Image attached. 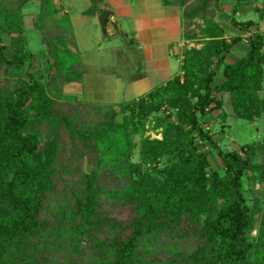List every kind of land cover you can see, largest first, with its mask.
Masks as SVG:
<instances>
[{
	"label": "trees",
	"instance_id": "16d2710c",
	"mask_svg": "<svg viewBox=\"0 0 264 264\" xmlns=\"http://www.w3.org/2000/svg\"><path fill=\"white\" fill-rule=\"evenodd\" d=\"M221 1L161 0L181 8L193 46L172 79L110 106L64 94L84 72L66 57L54 0H40L35 20L51 58L45 82L27 47L31 0H0V264H264V202L248 205L243 189L244 178L262 184L264 200V144L224 151L207 127L225 117V94L240 119L264 112V0L257 22L237 21L244 0H233L229 23L249 48L234 63L242 38L225 37ZM89 2L84 14H101L103 0Z\"/></svg>",
	"mask_w": 264,
	"mask_h": 264
},
{
	"label": "rangeland",
	"instance_id": "374dc122",
	"mask_svg": "<svg viewBox=\"0 0 264 264\" xmlns=\"http://www.w3.org/2000/svg\"><path fill=\"white\" fill-rule=\"evenodd\" d=\"M66 0H59L60 4L65 5ZM63 2V3H62ZM62 6V7H63ZM65 7V6H64ZM90 7L89 0H77V5L73 6V12L67 15V20L61 25L67 40L64 42L70 51V56L67 59L73 63L79 64L83 72L90 73L94 80L92 81L94 89H98L100 98L96 101L86 99L85 94H72L82 102L88 104L96 103L99 105H114L116 103H125L129 101L127 87L130 80L137 75L143 74L142 59L139 46L134 38V30L131 24L110 22L111 16L107 17L105 22V31L99 24V16L92 19L93 16L87 15L83 17L81 11H85ZM41 9L40 0H31L23 8V21L26 28L28 38V49L33 53V60L40 72L44 74V82L48 81L46 76L52 75L53 71L46 72V61L51 62L48 47L43 41L42 34L37 30L35 20ZM98 16V17H97ZM255 14L250 12L244 14L241 20L254 19ZM69 20V22H68ZM70 23V24H69ZM4 43L8 46L7 56L11 55L12 49L9 47V41L6 38ZM44 53L45 59H41ZM235 51H232L234 56ZM230 55V57H231ZM235 59V57H234ZM44 62H43V61ZM176 68L173 69L175 73ZM70 77H75L71 75ZM118 82L121 84V90L118 89ZM156 83V82H154ZM159 82L156 83V85ZM91 84V85H92ZM260 98L264 97V91L259 94ZM220 97V96H218ZM224 102L223 119L214 120L217 113H214L207 120L209 124V132L214 140L224 151L240 152L244 146H252L254 149L257 146L264 144V112L251 121L240 119L234 115L231 105V97L228 94L222 95ZM91 101V102H89ZM118 112L119 109L116 108ZM120 116H118V120ZM150 120V118H149ZM146 126L145 136L151 138H160L155 135L151 127ZM136 143H140V138H135ZM198 145L202 146L198 141ZM209 148V147H207ZM206 147L204 149H207ZM258 161L261 156L264 157V150L261 153V148H257ZM210 163L213 168H220V160L215 156L214 152L210 154ZM132 161L136 162V157H132ZM164 162L160 164L163 166ZM243 189L248 205H252L255 199L261 203L264 202L262 197L263 186L260 183H253L247 179H243ZM264 206V203L262 204ZM258 217L256 216L255 219ZM256 231H253L250 238L255 237Z\"/></svg>",
	"mask_w": 264,
	"mask_h": 264
},
{
	"label": "crops",
	"instance_id": "0c3cea01",
	"mask_svg": "<svg viewBox=\"0 0 264 264\" xmlns=\"http://www.w3.org/2000/svg\"><path fill=\"white\" fill-rule=\"evenodd\" d=\"M262 1L263 0H244L238 14L235 15V19L240 22L248 20L257 22L258 15L255 8L259 6ZM54 4L56 6L57 18H61L63 15H68L73 12V6L77 5V0H66L64 2L65 7L63 4H60L59 0H54ZM233 5V0H222L219 6L222 17H219L218 20L221 22V26L225 31V37L238 36L242 38L241 41L234 45L227 55V63H234L240 60L249 51L245 41L247 34H243L229 23V14ZM100 7L102 10L110 12V22L132 25L134 38L141 52L142 68L144 72L134 77L128 83L126 89L129 95V101L137 100L145 96L153 88L172 79L179 73L181 61L178 60V55L182 53L185 47L193 46L190 41L183 39L181 8L179 6H164L161 0H103ZM250 12L255 14L254 19L241 20L242 15ZM81 13L83 17H87L84 11H81ZM92 19H96V16H93ZM259 25L261 31L264 32V21H260ZM232 51H235L234 56L231 55ZM174 68L177 69L175 73L173 72ZM93 80L94 77L90 73L84 71L81 82L70 83L64 86V94L74 97L72 94L81 93L85 94L86 99L96 101L100 98V95L98 89H94L93 87ZM223 80L224 76L222 70L219 69L215 82L216 84H220ZM154 82L159 83L156 85ZM118 83L117 90H121V84L120 82ZM77 100L82 102L79 99ZM120 104L122 103H116L110 106H117Z\"/></svg>",
	"mask_w": 264,
	"mask_h": 264
},
{
	"label": "water",
	"instance_id": "95a60500",
	"mask_svg": "<svg viewBox=\"0 0 264 264\" xmlns=\"http://www.w3.org/2000/svg\"><path fill=\"white\" fill-rule=\"evenodd\" d=\"M110 15V12L107 11V10H103L99 16V24L102 28V31L104 32L105 31V22L107 20V17Z\"/></svg>",
	"mask_w": 264,
	"mask_h": 264
},
{
	"label": "built area",
	"instance_id": "2783aa9c",
	"mask_svg": "<svg viewBox=\"0 0 264 264\" xmlns=\"http://www.w3.org/2000/svg\"><path fill=\"white\" fill-rule=\"evenodd\" d=\"M178 60L181 61V57H180V55H178Z\"/></svg>",
	"mask_w": 264,
	"mask_h": 264
}]
</instances>
